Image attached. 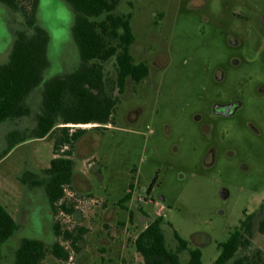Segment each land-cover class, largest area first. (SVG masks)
Instances as JSON below:
<instances>
[{
	"label": "rangeland",
	"instance_id": "obj_1",
	"mask_svg": "<svg viewBox=\"0 0 264 264\" xmlns=\"http://www.w3.org/2000/svg\"><path fill=\"white\" fill-rule=\"evenodd\" d=\"M256 1L259 13H264V0ZM186 3L120 1L117 12L130 14L135 40L143 43L146 60L157 65L148 63L143 84L133 86L126 80L114 125L103 130L93 129L92 124L72 125L87 130L71 155L75 175L65 196V202L73 205L71 214L53 215L43 187L30 188L20 181L25 171L40 174L49 167L52 140L24 141L0 160V203L19 225L1 247L0 264H13L14 251L24 236L41 238L48 247L54 241L69 246L53 234L54 221L67 230L84 229L78 241L86 256L83 264H143L134 239L158 216L163 219L166 244L173 251L177 248L174 232L187 241V250L205 241L195 234L205 235L208 241L199 247L201 261L211 264L219 254V243L238 229L245 213L261 209L264 101L257 89L264 83V65L252 55L254 64L240 72L233 69L225 39ZM36 11V23L49 34V65L44 78L73 70L79 57L71 35V8L61 0H39V13ZM218 11L214 1L213 14ZM9 17L0 8V41L9 28H23L24 17L16 12L15 23ZM140 49L137 45L130 49L136 62L141 60ZM215 63L228 72L222 84L213 80ZM105 67L112 74V62ZM41 91L39 85L27 97L29 115L0 124V153L6 130L30 133L41 105ZM236 97L243 101L241 110L231 116L212 113L213 101ZM250 122L258 133L249 127ZM203 124L213 128L205 131ZM211 146L213 164L209 165ZM128 192L130 199L121 202ZM130 209L140 214L133 224L121 226L119 222L127 219ZM256 249L264 259V233L255 229L246 252L251 255ZM71 256L67 262L77 264L76 255ZM180 259H188L187 251L180 253ZM67 262L49 253L45 258L46 264Z\"/></svg>",
	"mask_w": 264,
	"mask_h": 264
},
{
	"label": "trees",
	"instance_id": "obj_2",
	"mask_svg": "<svg viewBox=\"0 0 264 264\" xmlns=\"http://www.w3.org/2000/svg\"><path fill=\"white\" fill-rule=\"evenodd\" d=\"M74 14L71 35L79 57V64L63 75L44 78L49 65V34L36 23L39 0H0L11 9L23 14L25 27L15 32V39L5 63H0V123L30 114L26 104L29 94L42 86L41 105L34 116V126L27 135L9 131L6 148L0 160L16 145L32 139H50L53 158L49 167L40 174L25 171L20 181L30 188L43 187L53 215L58 212L71 214L73 205L65 202L66 188L73 182L75 172L71 155L76 142L87 130L72 125L92 124L93 129L103 130L114 125V113L124 92L126 80L139 82L147 76L148 67L136 63L130 51L134 40L130 14L117 12L121 0H61ZM112 62L113 72L107 73L106 64ZM75 128V129H71ZM65 148V149H64ZM130 198L129 192L121 202ZM162 217L150 221L134 239L136 251L143 264H181L179 254L187 249V241L176 232L175 251L168 248L162 229ZM231 232L226 241L219 243V254L212 264H260L262 252L254 250L250 257L253 230L250 220L242 222ZM17 221L0 203V251L2 245L18 230ZM53 233L69 246L54 241L49 247L41 240L23 238L14 251L13 264H46L49 253L58 261H65L71 252L79 251L78 241L83 228L67 230L59 221L52 224ZM264 233V219L259 223ZM186 264H203L198 248L188 251ZM242 255V257H235ZM1 258V253H0Z\"/></svg>",
	"mask_w": 264,
	"mask_h": 264
},
{
	"label": "flooded vegetation",
	"instance_id": "obj_3",
	"mask_svg": "<svg viewBox=\"0 0 264 264\" xmlns=\"http://www.w3.org/2000/svg\"><path fill=\"white\" fill-rule=\"evenodd\" d=\"M185 1L187 2L186 4H188L190 11L198 15L203 23L205 24L208 23L212 27V29L215 28V31L221 35L222 39L223 38L225 39L226 47L228 51L230 52L229 61L233 69L237 70V72H240L241 70H245L250 65V63H253L255 61L251 57L252 55H255L256 57L255 59L258 60L257 63L264 65V22H263L264 13H259V8L257 7L256 0H185ZM214 1L218 2V7H219V11L216 14H213ZM0 8L4 10L6 14H10V17L8 19L9 21H12L13 23H15L16 21L13 17V15H15L16 12L23 17V14L20 11L11 9L7 4L3 2H0ZM37 10L39 13V2H38ZM73 20H74V14H73ZM6 23H8V21H6ZM72 24H73V21H72ZM24 27H25V21L23 22V28ZM19 29H15L11 37H10V33H9L10 30H9L7 36H5V39L3 41H0V59L2 60L3 58H6V60H4V62L2 63H5L8 60V57H9V54H10V51H11V48H12V45L15 39V32ZM201 32L204 33V31H201ZM134 45L135 46L137 45L141 48L139 50L141 60L136 62L133 59L134 62L136 63L142 62L146 64L147 67H148V63H151L152 65H157L155 61L146 60L144 56L145 52H144L143 43L141 41L135 40L134 38V40L132 41L130 45V49L133 48ZM47 54H48V50H47ZM3 55H5V57L1 58ZM227 74L228 72L223 68L221 64H217V63L214 64L213 80L216 83L222 84L226 80ZM145 79L146 77L141 79L139 82L131 81V83L133 86L143 84L146 81ZM239 89L242 90L243 89L242 86H239ZM257 92H258V97H260V99L264 101L263 81L260 83L257 89ZM242 107H243V101L240 98L236 97L234 99L213 101L212 106H211V111L214 115L231 116L235 114L236 112H238L239 110H241ZM137 112L138 111H131L130 114H133V113L137 114ZM196 119L200 120L201 116L197 115ZM248 125L255 133H258V129L257 127L253 125V123L250 122L248 123ZM211 128H213V125L203 124V129L205 131H208L209 129L211 130ZM213 150H214L213 146H211L208 151V154L210 155V161L208 162L209 165L213 164ZM47 204H48V207L50 208L48 201H47ZM260 208L261 209H259L258 211H255L254 214L245 213L244 218L239 223L238 229L241 226H243L242 225L243 221L249 219L253 232L255 229L257 230L259 223L264 219V204L263 205L260 204ZM108 212H111V211H108ZM139 214L140 212L137 209H130L127 219L125 221H120L119 222L120 225L125 227L126 223L133 224L135 218ZM52 231H53V228H52ZM195 235L200 236L201 238L205 240V241L203 240L200 241L201 242L200 246L196 245L193 248V249L195 248L200 249L199 247L207 243L208 238L202 234H195ZM23 238H34V237L24 236ZM34 239L43 241L41 238L35 237ZM189 250L190 249L188 250L185 249L183 251H187V254H188ZM71 253L76 255L75 261L77 264H83L85 262L86 260L85 253L81 251L80 247H79V251L71 252ZM239 256L242 257V255H238L232 258L239 257ZM249 256L253 257L252 255H249ZM261 258L264 261L263 256H261ZM70 259H72L71 254L67 260L61 261V262L66 263ZM188 259H189V255H188ZM188 259L186 261L181 262L180 254H179V260L181 264L182 263L186 264ZM231 261L232 259H230L229 263ZM260 264H264V262H261Z\"/></svg>",
	"mask_w": 264,
	"mask_h": 264
},
{
	"label": "crops",
	"instance_id": "obj_4",
	"mask_svg": "<svg viewBox=\"0 0 264 264\" xmlns=\"http://www.w3.org/2000/svg\"><path fill=\"white\" fill-rule=\"evenodd\" d=\"M15 15H13V17H14ZM14 19H15V17H14ZM10 29V37L12 36V34H13V30H11V28H9ZM4 62V61H3ZM0 63H2V62H0ZM4 123V122H3ZM0 124H2V123H0ZM9 132V130H6L4 133H3V136H2V145H3V149H5L6 148V145H7V143H6V139H5V136H6V134ZM22 213H23V211H22ZM22 213H21V215H22ZM18 223V222H17ZM19 224H21V223H19Z\"/></svg>",
	"mask_w": 264,
	"mask_h": 264
},
{
	"label": "water",
	"instance_id": "obj_5",
	"mask_svg": "<svg viewBox=\"0 0 264 264\" xmlns=\"http://www.w3.org/2000/svg\"><path fill=\"white\" fill-rule=\"evenodd\" d=\"M263 20H264V19H263ZM263 22H264V21H263ZM223 194H224V193H223ZM223 194H222V195H223Z\"/></svg>",
	"mask_w": 264,
	"mask_h": 264
}]
</instances>
